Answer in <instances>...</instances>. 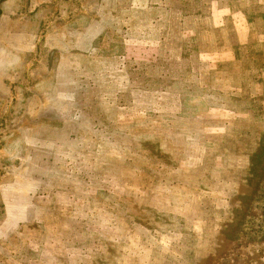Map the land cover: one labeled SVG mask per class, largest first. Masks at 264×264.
Wrapping results in <instances>:
<instances>
[{"label": "rangeland", "instance_id": "rangeland-1", "mask_svg": "<svg viewBox=\"0 0 264 264\" xmlns=\"http://www.w3.org/2000/svg\"><path fill=\"white\" fill-rule=\"evenodd\" d=\"M72 7L0 44V264H264V0Z\"/></svg>", "mask_w": 264, "mask_h": 264}, {"label": "crops", "instance_id": "crops-1", "mask_svg": "<svg viewBox=\"0 0 264 264\" xmlns=\"http://www.w3.org/2000/svg\"><path fill=\"white\" fill-rule=\"evenodd\" d=\"M13 1L15 0H0V44H3L5 47L10 48L12 50L17 49H23L26 50L30 44L33 41V38L35 39V42L38 41V46L44 47L47 46L46 54L47 58L50 57V50L55 48L56 50H61V52L66 53L64 50H69L72 48H83L82 45L78 44L79 38L83 39V41H88L89 39H92L93 32L90 31V24H87L83 28V33L80 36L79 32L76 31L73 34V38H71L69 41L70 43L68 45H63L64 40H59L57 33L54 32V26L52 25L53 21L48 24L46 27L45 25L46 20L45 18L52 17L54 15V18H69L71 21H75V19H79L80 17H83L80 10L78 8H73L72 3L77 0H24V5L22 9H17L14 7ZM54 3V6L57 5L56 10H39L37 9V6L42 3ZM72 7L68 9V7ZM25 9V10H24ZM84 14V13H83ZM89 14V13H86ZM60 15V16H57ZM88 16V15H87ZM90 16V15H89ZM19 18H23L24 22L26 24L30 23L31 27L25 30H18L16 28V21ZM48 27V30H46ZM43 29V30H42ZM42 31H45V35H39L37 37V34L41 33ZM51 34H56V38L53 40L55 43L53 45L47 44V42L42 37H47ZM64 36V35H62ZM46 39V38H45ZM75 39V40H74ZM68 40V39H67ZM60 46H59V45ZM60 48V49H59ZM48 59L44 58V66H46L47 70V63ZM26 63V62H25ZM57 67H61V70L64 71L65 66L62 64L59 66V63H55ZM51 65V64H50ZM27 67V64H26ZM59 70V69H57ZM48 71V70H47ZM61 77L58 78V81L62 82L63 85H68L70 82H75V76L73 72H66L62 73L60 75ZM67 96H69L68 93H64ZM21 214V212H19Z\"/></svg>", "mask_w": 264, "mask_h": 264}]
</instances>
